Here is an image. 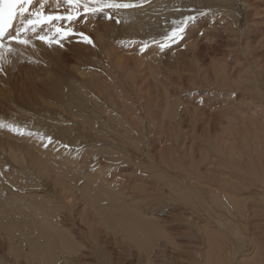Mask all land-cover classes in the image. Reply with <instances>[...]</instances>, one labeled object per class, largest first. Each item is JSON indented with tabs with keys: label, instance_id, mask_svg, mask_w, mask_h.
<instances>
[{
	"label": "rangeland",
	"instance_id": "obj_1",
	"mask_svg": "<svg viewBox=\"0 0 264 264\" xmlns=\"http://www.w3.org/2000/svg\"><path fill=\"white\" fill-rule=\"evenodd\" d=\"M219 1L195 0L196 3L193 2L195 4L188 9L178 10L176 21L168 23V26L171 25L169 34L160 39L154 37L140 39L145 45L151 41L148 47H151V43H156V51L148 54L141 53V56L137 53L139 57H143L141 62L136 61L133 74L128 73V76L124 78L125 84L119 98L122 103L118 104L123 108L112 102L106 106L107 110H110L103 123L111 128L107 126L109 127L105 130L107 134H103L105 137L96 138L101 139L100 143L95 141L96 136L93 133L101 128L97 122L93 126V132L90 130L85 133L86 138L82 135L74 137L77 142L87 141L83 147L84 150L78 148L74 151L82 167L89 171L92 167L97 169L98 166L100 170L103 168L102 172L104 175L107 172L108 177H105L112 181V185L117 183L113 185L115 191L120 189L118 192L122 195L126 192L124 195L130 196L126 198L123 195L126 200L131 201L134 197L145 195L147 200L144 199L146 200V206H144L145 209L151 206L147 208V211L151 210L150 214L153 211L152 217L145 212L146 210L139 209V212L142 214L145 212L146 216H150L156 224L158 223L163 234L161 240L156 242L154 252L152 250L153 256L148 261L147 257H144L145 252L140 253L132 240L104 226L101 230L105 229V233L114 239V245L111 248L103 245L101 248L94 244V255L87 257L89 264H139V262L140 264L147 262L150 264H235L236 258L242 259L245 264L255 255L251 250L244 252L249 249L251 239L255 242L254 253L264 249V194H260L263 191L259 189V184L264 179V0ZM155 6L151 7L155 8ZM189 15L196 19L187 24L184 39L175 43L168 41V46L161 48L160 44L165 42L164 38L169 36L172 30ZM37 47L38 43L32 45L33 49ZM127 54L129 53H125L124 57H128ZM67 56V62L73 65L76 57L68 54ZM40 57L33 56L31 59L27 55L15 57L10 53H3L0 56V67L3 69L0 74H4V70L8 69L6 67L12 69L15 67L17 70L14 72L17 73L24 67H35L32 66L35 63L34 58H38L36 63H39ZM131 75H137L136 83L130 79ZM111 83L105 84L107 89L113 85ZM95 104L97 105L96 102ZM117 134L119 136H116ZM246 137L250 138L248 142ZM92 138H94L93 141ZM105 138L112 139L115 143L103 142ZM239 139L247 144L243 141L242 144L237 143L240 142ZM242 145L247 147L243 148ZM163 168H165L164 171ZM253 169H257L262 174L261 178L245 177V174L252 172ZM179 175L186 179L181 180ZM190 178L192 180H189ZM141 179L143 181H140ZM187 183L196 185L194 188H199L197 191L193 188L195 195L189 194L191 195L189 202L181 194L175 195L171 191V189L175 191V187L182 186L183 190L192 189ZM138 186L143 192H140ZM234 186L237 187L234 188ZM206 187L209 188L207 191ZM210 191L216 193L211 194ZM139 192L141 195H138ZM255 192H259L262 196L258 198L257 195H253ZM223 193H226V196ZM244 193L248 195L251 193L249 196H252V199L257 196L256 203L249 200V197L246 198L248 195ZM21 194L24 193H19ZM216 195H218L217 200ZM219 196L221 199L223 197L225 202H222ZM228 196L231 203L227 199ZM213 200L216 201L217 206L212 203ZM246 206L251 216L245 222L242 215L245 213ZM84 208L85 206L80 203L75 206L77 211ZM226 210L233 214L231 212L229 214ZM239 214L244 220V222L241 220V226L236 221ZM220 220L224 222L219 223ZM154 242L155 240L152 243ZM157 245L163 248H158ZM97 250L99 253L96 252ZM231 250H234L235 257L231 254ZM14 258L18 260L17 262L21 260V258L17 259V256ZM244 258L246 261H243ZM2 262L0 264L5 263ZM237 263L241 264V262Z\"/></svg>",
	"mask_w": 264,
	"mask_h": 264
},
{
	"label": "bare ground",
	"instance_id": "obj_2",
	"mask_svg": "<svg viewBox=\"0 0 264 264\" xmlns=\"http://www.w3.org/2000/svg\"><path fill=\"white\" fill-rule=\"evenodd\" d=\"M39 2L40 0H34L33 5L29 6V11H34L38 8ZM116 2L131 3L137 6L126 9H105L104 12L94 15L90 13L84 14L81 8V16L72 22L67 20L53 21L52 23L37 25L34 32L29 31L26 34L22 33V36L30 41L29 44L21 45L13 42L11 44L13 51L11 52L7 50L8 40L6 39L4 41L5 48L2 50V54L10 53L15 57L27 55L31 57V59L33 56L41 57L39 63H36L38 58H34L35 63L32 66L35 67L23 66L24 68L22 69V67H20L22 70H18L19 72L17 73L14 72L17 69L12 65L15 69L6 67L8 69L4 70V74H0V125H3L0 126V262L4 261L6 264H89L87 257L94 255V244L101 246V248L103 245L110 248L114 245V239L105 233V229L101 230L104 226V228L112 232L121 233L124 237L132 240L133 245L139 249L138 251L140 253L145 252L147 254L143 253L144 257H147L149 261L153 256L152 250L157 244L156 242L163 237L161 227L151 218L153 211L151 214L149 213L151 211L150 209H148L150 211H147V208L151 206L145 209V201L147 200L145 195L134 197L131 201L127 199L128 203H126V198L130 196L127 197L124 195L126 193L124 190L123 193H125L123 195L126 198L123 197L122 193L118 192L120 189H116L115 191L113 185L116 182L113 181L115 183L112 185V181L107 179V172L105 175L102 172L103 168L100 170L97 164L93 163L97 166V169L92 167L90 171L87 169L88 172L85 167H82L81 163H79V157H76L74 152L78 148L82 150L87 141L77 142L74 140L76 139L74 137H80V135L83 137L85 133L90 130L93 132L95 122L99 123V126H101L99 130L97 129L98 131L93 133L96 136L95 139L103 136V134H107L105 130L110 126L107 125L109 126L107 128L103 120L107 118L106 116H108L110 109L107 110L106 106L109 102L114 103L116 106L122 103L119 98L121 97L120 93L121 90L123 91V86L125 84L124 78L128 76V73L129 75L133 74L132 72L136 67L135 64L137 60L141 62L143 56L139 57V55L141 53L148 54L149 52L153 53V51H156V43H151V47H148L151 41L149 44L147 43L145 45L141 43L140 39L144 37H154L155 39L163 38L165 35L169 34V29H171V25L168 26V23H171L173 20L176 21L178 10L188 9L189 6L194 5L196 2L195 0H116ZM193 2L195 3L193 4ZM151 6H155V8ZM72 10L71 6L67 5L64 0H47L44 9L45 13L59 15H66ZM109 16L112 18L109 19ZM56 26L65 29L71 28L73 34L70 35L71 37H61L55 33ZM19 27L20 19L18 18L12 33L14 34ZM81 32L90 37L93 44L90 45L83 42L82 38L79 36ZM38 36H49L53 40V43H45L38 39ZM56 40H59V43H55ZM125 41L127 43H125ZM152 42H154V40ZM37 43L38 47L33 49L32 45H37ZM61 45L63 46L61 47ZM142 47L144 48L142 49ZM125 53H129L127 54V56H129L124 57ZM137 53L139 55H137ZM67 54L76 57L73 65L67 62ZM131 54L134 57H132ZM146 54H144V56ZM131 60L133 65L130 63ZM136 76L131 75L130 77L134 83H136L137 80ZM108 82L113 85H110V87L107 86L109 87L107 89L105 84ZM119 107L121 108V106ZM117 110L119 109L117 108ZM186 115L188 114L186 113ZM257 117L259 116L257 115ZM239 122H241V120ZM107 131L110 132V130ZM93 134L92 136H94ZM247 134L245 135L248 136ZM116 136L119 135L117 134ZM86 137L87 136H85V138ZM93 139L94 138H92V141ZM106 139L107 138L102 141L106 143L107 141L113 144L115 143L112 139H110L111 141ZM248 139L250 138H247L246 141ZM99 140L96 139L95 141L100 143L101 141ZM239 141L240 142L237 143L240 144L243 141L244 144H247L244 140L239 139ZM102 143L101 145L106 144ZM244 146L242 145L243 148H245ZM72 149L74 150L72 151ZM243 151L244 150H242V152ZM164 169L165 168H163V171ZM167 171L169 172V170ZM182 175H184V173ZM260 175L262 176L257 169H253L252 172L246 173L245 177L248 176L251 177L250 179H258L261 178ZM180 177L181 180L185 178L183 176ZM149 179L151 180V178ZM189 180H192V178ZM263 180L260 182L262 185L259 184V189L263 191L260 193L262 195L264 194ZM140 181L143 180L141 179ZM190 183L187 184L192 189L188 188V190H183L182 186L178 188L175 187V191L172 189L171 191L175 195L181 194L182 197L189 202V200H191V195L194 194L193 191L199 189L197 187L194 188L196 185L193 184L194 186H192ZM139 187L140 186H138V188ZM236 187L237 186H234V188ZM139 189L141 190V187ZM208 189L209 188H207L206 191ZM240 190L242 189L240 188ZM140 192H143V190ZM19 193L24 194L19 195ZM212 193L215 194L216 192H211V194ZM208 194L210 195L209 192ZM225 194L224 196H226ZM244 194L248 195V193ZM250 194L251 193H249V195ZM260 194L259 192H255L253 195H257L259 198L262 196ZM239 195L240 194H238V196ZM249 195H245L246 198L249 197V200L251 199L256 203V199H258L257 196L254 200L252 196ZM217 196L218 195H216L215 199ZM207 197L209 199V196ZM144 199L146 200L144 201ZM219 199H221L220 196ZM221 200L225 202L223 197ZM230 200L231 199H228L229 202ZM213 201L212 203L216 202L215 200ZM78 203L82 204V206L84 205L85 208L81 211L75 210V206ZM153 204L155 205L156 202ZM216 204L217 203L214 205ZM226 204H228V202ZM222 205H225V203H222ZM222 205L219 206L222 207ZM139 209L146 210L145 212L150 214L151 217L146 216L147 214L145 212L144 216V213H140ZM142 210L141 212H143ZM230 212L228 211L229 214ZM243 214L245 216L242 215V219H244L245 222L247 219H250L251 214L250 211L247 210V206ZM237 217L236 221L239 226H241L240 224L244 222V220L241 219L240 214L239 216L237 215ZM221 220L219 223L224 222ZM225 221H227V219ZM90 237H92V239H90ZM154 240L155 242L152 243ZM250 242L249 249L244 252L251 250V252H253L252 254L255 255H253L252 258L250 257L251 259L247 260L245 264H264V249L254 253L255 242L252 239ZM79 246H81L80 248L82 250ZM161 246L159 245L158 248ZM164 246L166 248V245ZM155 249L157 250V248ZM233 251L231 250V254H234ZM96 252H98V250ZM155 254L157 253L155 252ZM160 255L162 256V254ZM15 256L18 257L17 259L21 258L20 262H17L18 260L14 258ZM235 256L234 254V257ZM245 259L246 258H244L243 261H246ZM144 260L143 262L145 263ZM236 261L243 264L242 259L238 260V258H236ZM237 262L235 264H238ZM147 263L150 264V262Z\"/></svg>",
	"mask_w": 264,
	"mask_h": 264
},
{
	"label": "snow or ice",
	"instance_id": "obj_3",
	"mask_svg": "<svg viewBox=\"0 0 264 264\" xmlns=\"http://www.w3.org/2000/svg\"><path fill=\"white\" fill-rule=\"evenodd\" d=\"M34 0H0V56H2V50L5 48V38L8 40V51L11 52V44L13 42L27 45L29 40L22 36V33L26 34L29 31H35L37 25H43L52 23L53 21L67 20L72 22L81 16L80 9H83L84 14H97L102 13L105 9H121L131 8L137 5L131 3H117L116 0H64V2L71 6L73 9L66 15L45 13L44 9L47 4V0H40L39 7L34 11H29V6L33 5ZM19 18L20 27L16 29L13 34L10 30L13 28V22ZM109 19L112 17L109 16ZM196 17L189 15L185 21L181 22L179 26L174 28L169 36L165 37V42L160 44L161 48L168 46V41L175 43L178 40L184 39V32L187 24L194 21ZM55 33L61 37H67L72 35L71 28L65 29L60 26L55 27ZM83 42L87 44H93L90 37L83 32L79 33ZM38 39L45 43H53V40L49 36H38ZM55 43H59L56 40ZM63 45H61L62 47ZM0 67V71H2ZM3 126V125H0ZM50 139V138H49Z\"/></svg>",
	"mask_w": 264,
	"mask_h": 264
}]
</instances>
